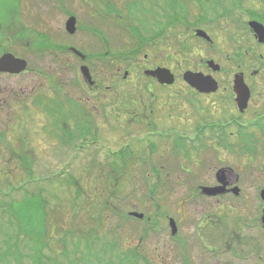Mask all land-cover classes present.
Listing matches in <instances>:
<instances>
[{
	"label": "rangeland",
	"instance_id": "374dc122",
	"mask_svg": "<svg viewBox=\"0 0 264 264\" xmlns=\"http://www.w3.org/2000/svg\"><path fill=\"white\" fill-rule=\"evenodd\" d=\"M107 1L115 3L121 9L128 0H0V18L1 7L15 3L18 6L17 19L24 29H31L45 36L52 48L67 45L84 55L92 56L81 63L68 53L50 54L51 51L47 52L48 45L43 49L46 53H40L36 51L38 36L33 34L36 37L33 39L32 34L28 36L29 33L17 28L14 33L18 32L17 37L21 38L18 41L15 39L13 44L10 38L5 42L4 46L9 52L27 61V70L14 75L0 74V189L5 194L0 199L8 201L10 197L16 200L22 198V191L15 192L9 188V184L21 176L22 180H29L25 192L33 195L40 190V195L46 200L48 198L44 222L45 233L48 231L46 236L55 238L57 227L63 225L62 222L65 228L69 224L73 228L82 226L90 232L93 239L96 236L105 237L107 231L112 229L113 234L120 233L125 249L136 247L144 255L145 260L141 264H181L176 242L169 238L167 217H176L178 224L180 222L181 234L187 245L195 243V217L200 206L195 204L197 195L194 196L192 192L195 189L198 191L197 186L209 183L208 176L213 173L212 168L216 163L213 151L200 147L193 154L196 119L201 111L209 110L208 103L206 100L199 101L196 108V97L190 95L182 85L176 84L172 89L158 87L154 81L145 78L144 69L137 68L144 60L143 67L155 63L159 67H173L178 73L196 67L200 59L213 52L200 46L198 42L187 41H193L191 37L194 29L208 28L206 25H196L188 31L185 26L168 28L163 37L150 41L151 47L146 46L142 54L134 60H128L122 56L128 54L126 51L131 49L135 40L124 32L125 29L119 27L115 14L105 15L101 3ZM145 1L148 4L146 7L150 8V0ZM196 13L193 12V17L197 16ZM70 14L76 19L73 34L65 31ZM224 24L223 22L222 25ZM216 35H221L215 39L222 43L223 34ZM144 40L146 44L148 40L145 37ZM186 43L191 45V49L183 56L179 54L183 50L179 46L181 44L185 47ZM107 51L111 55L102 59ZM99 55L101 60L98 59ZM144 55H147L146 59ZM81 65L88 67L95 82L98 80L102 83L99 96L96 93L97 84L93 81L95 86L91 85L83 79ZM224 75L223 71L222 76ZM71 84L79 85L83 89L74 90ZM146 85L148 89L145 88ZM177 92L180 93V98L175 96ZM129 93L136 99V103L132 100L126 102L124 95ZM44 95L52 99L57 96L59 101L66 97L74 102L76 111L83 110L76 102L81 103L83 95L84 100L88 97L86 114L93 118L90 125L98 131L93 137L95 143H88L90 145L87 149L79 151V145L74 147L65 143L63 134L55 139L53 133H49L51 119L48 112L44 114L41 106L36 103L41 98L42 104L47 106V97ZM98 97L97 104L95 100ZM136 104L142 107L138 108ZM130 114L136 116V121L131 119ZM179 136L185 139V143L176 148L173 140H177ZM73 140L76 139L72 138L70 141ZM149 142L157 146L156 150L150 151ZM122 148L127 159L135 156V160L145 163L142 166L145 169L138 165L132 171H125V175L118 177L116 182L114 179L107 182L111 177V170L105 163H110L112 155L116 154L114 152ZM18 156L22 159L30 158L32 177H27V173L19 167L22 163ZM225 156L223 152L221 157ZM247 157L234 155L233 159ZM246 163L247 160L244 159L237 164L234 162L236 171L243 173L245 169L251 168L250 173L261 172L257 165L248 166ZM101 165L106 170L101 172L103 176L99 173ZM85 166L92 167L93 172L89 175L83 174ZM200 167H203L202 170ZM62 172H68L76 178L75 182L78 181L75 194L78 189L81 194L85 192L76 200L81 205L77 213L71 209V205L75 204L73 188L68 187L67 179L57 176ZM162 180L164 183L161 193L153 195L155 199L151 197L150 204V198L148 200L145 195L147 185L149 190L155 183L158 188ZM93 187L98 191L94 192ZM108 190L111 192L108 204L112 210L122 209L124 213L133 211L149 217L152 221L156 218L157 230L149 232L139 241L140 225H121L119 217L113 215L111 210H102ZM98 192L101 193L100 196ZM98 202L100 206L97 205ZM156 209H159L158 213H155ZM91 216H100L102 224L92 222ZM117 225L120 228L115 229ZM36 227L40 228L38 224ZM5 238L0 234L2 249L5 247ZM57 239H61L60 235ZM70 247L69 245L68 249ZM56 251V254L46 251V255L54 258L57 264H68L62 257V250ZM28 252L22 242L19 253L23 256ZM194 255L195 251L190 252L193 260ZM9 264H14L11 257ZM22 264L30 263L24 258Z\"/></svg>",
	"mask_w": 264,
	"mask_h": 264
},
{
	"label": "flooded vegetation",
	"instance_id": "af4514ba",
	"mask_svg": "<svg viewBox=\"0 0 264 264\" xmlns=\"http://www.w3.org/2000/svg\"><path fill=\"white\" fill-rule=\"evenodd\" d=\"M225 8L224 12L220 10L216 14L214 25L203 30L209 40L197 37L194 33L191 37L193 41L189 40L190 43L198 42L200 46L210 49L213 52L210 56L200 59L196 67L179 73L173 67H166L175 77L171 85L159 84L155 78H149L165 89H172L176 84L182 85L190 95L196 97L195 103L192 102L196 108L198 102L203 100H206L209 108L197 116L193 141L196 149L193 148V154L200 147L213 151L216 163L212 168L213 173L208 176L209 183L197 186L198 191L195 189L192 192L194 196L197 195L195 204L200 206L195 217L194 244L187 245L181 234V224L175 220L176 217L174 219L177 236L169 238L178 239L181 264H264V158H259L264 157V151H261L264 150V0H238L235 4L234 0H229ZM216 34H223L222 43L215 39L221 36ZM146 58L147 55H144ZM145 61L137 69L154 70L159 67L155 63L143 67ZM188 71L200 73L212 80L204 81L203 89H207L206 92H200L187 84L183 75ZM95 84L99 96L102 83L96 80ZM71 86L74 90L83 89L79 85ZM145 88L148 89V86ZM175 96L181 97L179 92ZM83 97L81 103L75 101L83 108L80 111H76L74 102L66 97L63 101H59L57 96L56 99L47 97L46 100L52 102L57 112L49 122V133H53L55 139L63 134L65 143L74 147L79 145V151L95 143L93 138L89 142L88 135L84 137L85 140L79 136L82 125L89 127L91 134L98 133L90 125L93 118L86 114L89 98L84 100ZM124 99L127 103L136 101L130 93L124 95ZM95 101L98 104L99 97ZM36 103L46 114L47 106L42 104L41 98ZM137 106L142 107L139 104ZM132 118L136 121L135 115H131ZM73 133L78 134L74 136ZM72 138L76 139L74 143L70 141ZM173 141L174 146H180V142ZM223 152L225 157H221ZM234 155L248 157L233 159ZM243 159L247 160L245 165H257L261 172L250 173L251 168L245 169L243 173L236 171L234 162L237 164ZM163 180L157 188L159 194ZM170 218L167 217V223ZM194 251L193 260L190 252Z\"/></svg>",
	"mask_w": 264,
	"mask_h": 264
},
{
	"label": "trees",
	"instance_id": "16d2710c",
	"mask_svg": "<svg viewBox=\"0 0 264 264\" xmlns=\"http://www.w3.org/2000/svg\"><path fill=\"white\" fill-rule=\"evenodd\" d=\"M237 1L238 0H234V4L237 3ZM228 2L229 0H150V8H148L146 7L148 4L145 0H128L124 2L123 8L121 9L117 8L116 4L111 1L101 3V5L104 8L105 15L109 16L111 13L115 14L116 23L119 25V27L125 29V31H123L135 40L131 49L126 51V53L129 55L127 54L122 56V58L134 60L145 51L146 46H151L149 45L151 44V40L163 37L164 32L168 28L171 29L175 28L176 26H185L187 30L190 27L196 25H214V21H217L213 20L216 17V14H218L220 10L224 12L226 10L225 6L228 4ZM61 4L63 5V3ZM1 8L2 16L0 18V54L9 52V50L4 46L5 42L9 38L12 44L14 43L13 41H15V39L18 41V39L21 38L17 37L18 32L14 33L16 28L22 32L26 31L29 33L28 36L32 34L31 36L33 39L36 38L33 36V34L38 36L36 51L40 53H46L43 49L47 45V52H53L56 49H61L60 46H58V48H52V44H50L47 38L42 36V34L32 31L31 29H24L17 19L18 6L15 3H9V5L2 6ZM193 12H197V16L195 15V17H193ZM144 37L148 40L146 44ZM187 42L190 43L189 41ZM188 43H186L185 47L181 44L179 46L183 49L180 52L185 55L191 49V45ZM109 55H111L110 52H105V54L102 56V59H105ZM91 58L92 56H86V59ZM47 103L48 105L46 107V112H48V116L52 121L54 113L57 112L52 106L51 101H48ZM58 111H61V109H58ZM60 116L63 117L62 114H60ZM63 122H65V120H63ZM82 127L83 128L79 133V136L85 140L84 137L88 135L90 136V139H92L95 134H91L88 131L89 127L84 125H82ZM77 134L78 133H73L74 136ZM92 135L93 137H91ZM18 140L20 143H22L20 138ZM175 141L180 142L181 146L182 143H185V139L181 136H179ZM150 142L148 143L151 149L150 151H153V149L156 150L157 146ZM175 147L179 148L180 146L175 145ZM123 151L124 149L122 148L118 152H114L116 154L112 155L111 162L105 163V165H107L111 170V177L107 179V182L111 181V179H114V182H116L118 177L121 178L122 175H125V171H132L136 167L138 168V165H140V167L145 166L144 162L135 160V156H131L130 159H127ZM125 152L128 153V151ZM20 154L21 153H19V155ZM17 158L20 160V163H22V165L19 166L22 171L27 173V177H32L33 175H31L30 171V167L32 165L29 161L30 158L27 157V159H22L21 156H18ZM125 159L130 161H126ZM132 159L135 161H131ZM102 166L103 165H101V167ZM142 169L144 170L145 168L142 167ZM103 170L106 171L105 168L102 167L99 170V173H101ZM91 172H93L92 167L85 166L83 168V174L89 175ZM57 176L60 179H67L68 187L73 188L75 195L73 198V203L75 204L71 205V209H73L74 213H77L81 205L76 203V200L85 192L81 194V191L78 189L75 194L78 181L75 182L76 178H73V175H70L68 172H62ZM20 179H17L12 183H8H10L9 188H11L13 191H22V198L16 200L13 197H10L8 201L0 199V234L6 237L3 240L5 247L3 249L0 248V264H9L10 257L13 259L14 264H22L24 258H27L30 264H57L54 258L46 255V251L56 254L58 253L56 250L59 249L60 251L62 250V257L68 261V264H141V262L145 260L144 255H142V253L140 254L136 247L125 249L124 245L121 243L122 240L120 233L113 234L112 229L107 231V235L105 237L102 235L101 237L96 236V238L93 239L90 235V232H87L82 226H75L73 228V225L71 224L72 226H70L69 224V227L67 226L65 228L64 222H62L63 225L61 224L57 227L56 234V237L60 235V240H56V237L50 238L46 236L48 231L45 233L44 222L46 218L45 208L48 204V198L46 200L42 195H40V190L33 195L25 192L27 191L26 184L29 180H22L21 176ZM147 187V193L145 195L147 199L150 198V200H148L151 204V197L153 195L160 194L157 191L156 183L154 186L150 187V190L148 185ZM96 191L98 190L94 188V192ZM110 193V190H108V194L104 199L105 201L101 206L102 210H111L113 215H115L117 218L119 217L121 225L131 224L135 227L140 225L141 234L139 241L145 238L149 232L157 230L155 229L157 227L156 218L154 221L150 220L147 216H144L143 219H136L129 216V212L124 213L121 211L122 209L119 211L112 210L108 204V199H111ZM98 194L100 196L101 193L98 192ZM0 196H5L1 189ZM99 196L97 197V200H99ZM156 200L161 202L159 198H156ZM97 205L100 206V202H98ZM116 208L118 209V207ZM158 211L159 209H156L155 213H158ZM94 213L96 212H93V214ZM90 220L92 222H96L97 224H102L100 216H97L96 218L91 216ZM36 224H38L40 228H37ZM119 226L117 225L115 229L120 228ZM22 242L24 247H26L29 251L23 256L21 253H19V246ZM69 245L71 247L68 249ZM71 255L72 258L70 259L69 257Z\"/></svg>",
	"mask_w": 264,
	"mask_h": 264
},
{
	"label": "water",
	"instance_id": "95a60500",
	"mask_svg": "<svg viewBox=\"0 0 264 264\" xmlns=\"http://www.w3.org/2000/svg\"><path fill=\"white\" fill-rule=\"evenodd\" d=\"M65 30L68 34H73L75 32V18L70 17L68 19V22L65 24ZM195 35L201 36L209 40V38L205 35V33L201 30H196ZM72 51L79 56L81 59L84 60V56L81 55L76 50L72 49ZM209 64H213L212 62H209ZM27 67V63L24 60L15 58L12 54H3L0 57V73H7V74H20L21 72L25 71ZM80 72L83 76V78L89 83L93 84L91 75L89 73V69L86 66L80 67ZM144 75L148 77L155 78L159 84H165V85H171L173 84L175 77L171 73V71L164 67H158L154 70H145ZM184 80L189 84L191 87L195 88L196 90H199L200 92H206L207 89H203V85H205L204 81H212L210 78H207L203 76L200 73H193V72H186L183 75ZM131 216L141 219L143 217L142 214L138 213H130ZM264 223V219H263ZM171 225V232L174 235L175 234V225L173 220H170Z\"/></svg>",
	"mask_w": 264,
	"mask_h": 264
}]
</instances>
